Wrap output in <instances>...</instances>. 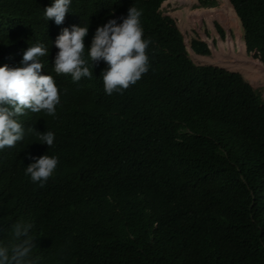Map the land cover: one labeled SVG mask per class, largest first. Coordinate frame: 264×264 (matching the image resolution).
<instances>
[{
	"label": "trees",
	"instance_id": "1",
	"mask_svg": "<svg viewBox=\"0 0 264 264\" xmlns=\"http://www.w3.org/2000/svg\"><path fill=\"white\" fill-rule=\"evenodd\" d=\"M166 1L72 0L58 26L44 18L54 0H0V67L42 43L41 74L60 90L56 115L26 110L24 140L0 150V242L31 223L36 264H264V99L240 72L196 63L191 52L212 50L198 32L187 41ZM229 1L247 56L264 66V0ZM132 6L151 39L136 84L108 95L103 61L79 82L54 72L63 28L89 26L87 57L97 28ZM29 127L53 132V146ZM46 154L59 163L40 187L26 167Z\"/></svg>",
	"mask_w": 264,
	"mask_h": 264
},
{
	"label": "clouds",
	"instance_id": "2",
	"mask_svg": "<svg viewBox=\"0 0 264 264\" xmlns=\"http://www.w3.org/2000/svg\"><path fill=\"white\" fill-rule=\"evenodd\" d=\"M71 3L72 0H54L44 9V18L58 26L64 24ZM141 16L142 10L132 6L127 16L110 19L98 27L87 49V57L85 38L89 35V26L63 28L55 41L59 51L54 59V72L70 75L74 82H79L82 78L92 79V70L103 61L106 68L101 77L105 92L122 94L150 67L147 49L151 39L143 38ZM48 55L49 49L37 43L24 52L22 66L0 67V150L15 147L24 140L26 130L19 118L26 115V110L56 115V107L61 102L60 90L53 76L41 74L44 68L41 58ZM27 132L49 148L54 144L55 134L51 131L40 133L35 127H29ZM29 159L34 162L26 167V175L33 183L44 187L56 170L59 158L46 154L29 156ZM32 228L31 223L22 219L12 225L8 242H0V264H36L33 258L36 238L31 234Z\"/></svg>",
	"mask_w": 264,
	"mask_h": 264
},
{
	"label": "rangeland",
	"instance_id": "3",
	"mask_svg": "<svg viewBox=\"0 0 264 264\" xmlns=\"http://www.w3.org/2000/svg\"><path fill=\"white\" fill-rule=\"evenodd\" d=\"M196 4L198 0H168L162 4V9L176 18L187 41L189 36L198 32L210 46L212 57L192 55L196 63L240 72L264 99V73L252 66L253 63H260L259 60L247 56L245 52L240 22L230 3L218 0L217 6L212 8H196ZM215 23L223 28L224 37L217 32Z\"/></svg>",
	"mask_w": 264,
	"mask_h": 264
},
{
	"label": "water",
	"instance_id": "4",
	"mask_svg": "<svg viewBox=\"0 0 264 264\" xmlns=\"http://www.w3.org/2000/svg\"><path fill=\"white\" fill-rule=\"evenodd\" d=\"M229 3H230V5L232 6V8H233V10L235 11V8H234V5L229 1V0H227ZM236 13V12H235ZM237 15V14H236ZM192 55H195L193 52H192ZM260 62V61H259ZM261 63V62H260Z\"/></svg>",
	"mask_w": 264,
	"mask_h": 264
}]
</instances>
